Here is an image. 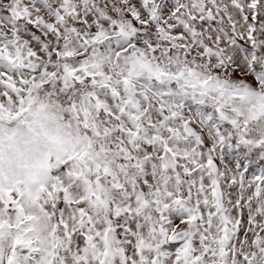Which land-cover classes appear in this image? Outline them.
Segmentation results:
<instances>
[{"label": "snow or ice", "instance_id": "1", "mask_svg": "<svg viewBox=\"0 0 264 264\" xmlns=\"http://www.w3.org/2000/svg\"><path fill=\"white\" fill-rule=\"evenodd\" d=\"M0 264H264V0H0Z\"/></svg>", "mask_w": 264, "mask_h": 264}]
</instances>
